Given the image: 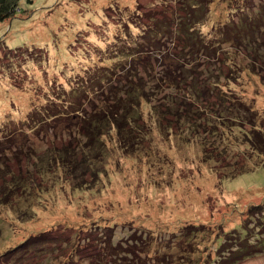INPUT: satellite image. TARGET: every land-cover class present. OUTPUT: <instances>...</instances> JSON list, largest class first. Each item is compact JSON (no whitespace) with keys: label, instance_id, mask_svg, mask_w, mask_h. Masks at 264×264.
<instances>
[{"label":"rangeland","instance_id":"1","mask_svg":"<svg viewBox=\"0 0 264 264\" xmlns=\"http://www.w3.org/2000/svg\"><path fill=\"white\" fill-rule=\"evenodd\" d=\"M181 1L20 0L16 16L0 23L2 144L5 142L7 146L10 139H17L10 147L13 151L17 152L22 145H32L45 154L67 145L72 130L71 142L76 146V133L84 121L85 112L90 110L88 106L92 99L119 78L127 63L119 64L113 54L116 48L124 49L130 44V48L136 49L144 45L153 51L156 44L152 40L159 38V44L167 45L164 49L173 54L176 43H170L171 37L162 39L161 34L167 25L176 28L178 15H186ZM225 3L226 0H216L214 5L220 8L221 4L222 8ZM231 4L236 10L228 18L212 20L208 34L215 36L206 37V41H221L219 33L224 29L240 27L241 31H246L241 25L245 23L241 21L244 13L253 10L259 14L264 9V0H232ZM245 35L249 33H243ZM227 51L230 56L226 58L232 60L228 66L233 69L229 75L238 79L227 82L225 75L229 69L220 62L213 61V66H200L195 71L205 73L202 74L205 82L208 78L212 81L215 68L224 69L222 81L217 86L221 91L218 95L233 93L247 100L263 115L264 78L243 71L246 63L251 61L248 59L251 52ZM140 60L152 62L149 68L159 75L156 65L159 62L148 60V56ZM188 96L185 94L186 98ZM203 97L209 102L216 99L212 95ZM196 109L193 108L196 118L200 119L201 115L211 118L209 108L204 110L199 105ZM196 111L200 113L196 114ZM29 114L32 124L28 126L29 123L25 122ZM150 114L151 109L146 105L147 126L140 123L139 128L151 130V133L138 146L121 149L115 130L106 135L108 152L97 163L95 170L99 175L93 182L87 177L78 184L55 169L49 178L55 183L45 184L34 200L24 196L22 202H17L18 199L11 198L14 208L0 207V264L5 263L6 256L12 258L13 252L23 257L12 259L9 264H43L47 252L56 257L57 254L65 256L72 250L76 230L98 224L114 228L115 244L132 239L140 232L149 235L152 239L149 241L154 245L148 248L150 255L154 254V248H158L155 245L160 239L165 242L163 248L162 244L158 245V250L164 255L177 256L171 247L179 253V249H183L180 253L183 261L173 264L225 263L223 248L216 252L223 244L222 237L215 235L224 234L220 224L227 219L234 221V228L241 238L247 233L242 225L237 224L239 220L247 221L252 230L259 228L258 233L264 236L263 216H257L259 213L251 210L254 206L264 205V156L248 150L244 133L235 130L229 133V136L233 135L232 139L227 136L226 141L210 136V141L215 142L221 151L217 150L219 160L208 163L199 136L188 131L180 137L166 136L151 123ZM208 122L211 127V120H203L201 124L208 126ZM3 129H6L5 134H2ZM27 166L25 159L19 165L4 162L0 164V171L10 168L25 174ZM240 171L248 173L236 177ZM39 183L40 179L35 178V184ZM176 230L177 235L174 234ZM183 233L189 234L188 238L185 239ZM98 236V232L90 234L92 238L89 250L83 255L85 259H70L71 262L64 263L82 264L86 261L92 264L90 255L98 251ZM164 236L168 239H163ZM34 237L45 243L25 252ZM228 240L225 249L242 245V239L236 243L231 238ZM243 264H264V255L247 259Z\"/></svg>","mask_w":264,"mask_h":264},{"label":"trees","instance_id":"2","mask_svg":"<svg viewBox=\"0 0 264 264\" xmlns=\"http://www.w3.org/2000/svg\"><path fill=\"white\" fill-rule=\"evenodd\" d=\"M215 1H181L182 9L186 15H178L176 28L167 25L165 31L161 34L162 39L171 37L170 43H176V50L173 54L168 53V49H164V46L167 45L159 44V38L152 40L156 44L153 51H151L153 48H144V45L133 49L130 48V44H127V47L122 48L123 51L116 48L113 54L117 57L119 64L124 61L128 63L131 59L132 61L128 65L125 64L120 73L121 76L119 75V78L116 79L117 82H115L116 80L112 81L101 90L98 97L92 99L90 106H88L90 110L85 112L84 121L76 133L77 140L75 141H78L76 146L71 142L74 137L72 130L69 133L70 140L67 145L57 148V151H46L45 154H42L43 152L32 145H22L17 152L13 151L10 147L17 139H10L11 143L9 142L10 144L7 146L5 142L2 144V141H0V164L15 162L19 165L24 159L28 161L25 174H22V171L19 173L11 171L10 168L7 171H0L2 182L0 186V207L12 206L14 208L11 198L18 199L17 202H22L24 196H27L30 201L34 200L35 197L41 194L40 191L45 184L52 183L53 185L55 183L54 180H49V178H52L51 175L55 169L62 172L70 180L77 181L78 184H81L80 181H86L87 177H90L91 182H93L95 176L99 175L95 170L97 163L102 161L108 152L105 143L106 135L115 130L119 138L120 148L124 150L129 149L131 145L134 147L142 144L143 140L150 135L151 130L145 131L143 128H139L140 123L147 126L144 115L146 105L151 109L149 115L151 123L156 125L157 129L163 132L164 135L180 137L182 133L188 131L190 134L199 136L203 156L208 163L219 160L217 150L221 151L215 146V142L210 141V136H214L215 139H222V141L228 136V139L231 140L233 135L229 136V133L235 130H239L240 133H244L246 136L245 143L248 150L264 156V114H260L247 100L233 93L222 92L221 95H218L221 91H218L217 86L222 81L221 77L224 75V69L215 68L212 73L214 80L209 81L210 78H208L205 82L202 77V74L205 75V73L195 71L200 66H213V61L220 62L223 67L227 66L229 69V73L225 75L227 82H231L229 80L235 78L238 79V77H230L229 74L233 72V69L228 66V63L231 64L232 60L229 61L230 59L226 58L230 56L227 50L235 49L241 53L246 52V54H249V51L251 52V55H248V59H251V61L249 64L246 63L243 71H247L250 75L253 74L260 79L264 78V9L259 14L253 10H250V13H244L241 21H245V23H241V25L245 26L246 31H241L240 27L224 29L219 33L221 41H206V37L215 36L211 33L208 34L212 20L215 21V19L218 20L221 17L228 18L229 15L233 14V10H236V7L231 4L232 0H226L222 8L221 4L220 8L215 6ZM19 6L20 0H0V23L13 19ZM255 15L259 17L254 18ZM256 24L257 26H254ZM243 33H249V35L243 36ZM144 51L146 53L142 57H138V54ZM147 56L148 60L153 59L159 62V64H156L159 68L158 76L154 70L152 71L149 68L153 64L152 62H141L140 59H145ZM191 66H194V68H191ZM207 70L208 72L211 71L209 68ZM204 72L207 71L204 70ZM181 93L182 95H180ZM187 93L189 96L186 98L185 94ZM207 95L216 96L215 102L207 101L203 97ZM201 101H204V103ZM199 105L204 110L210 109L212 114L210 119L204 118L203 115L200 119L195 117L193 108L197 107L196 110H198ZM211 107H214V109H211ZM215 109L217 112L214 111ZM196 112V114L200 113L199 111ZM28 117L30 119V114ZM29 119L25 122L29 123L28 126L32 124L29 122L31 119ZM203 120H211L212 126L210 127V122H208V126L201 124ZM199 128L203 131L201 132ZM5 132L6 129H3L2 134H5ZM23 147L25 149H22ZM223 148L225 147L223 146ZM20 169L24 170L23 168ZM247 173V171L246 173L240 171L236 177ZM35 178L40 179L39 184H35ZM220 178L223 180V177ZM85 184L87 183L85 182ZM251 210L259 213L257 216L261 214L264 219V205L257 208L254 206ZM223 222L220 226L223 228L224 234L215 235L222 237L223 240L222 246L216 252L223 248L222 252L226 262L223 263L224 261H222L220 264H243L247 259L264 255V236L258 233L260 232L259 228L252 230V226L249 223L247 224V221H236L238 225L245 228L247 233L244 238H241L240 233L234 228L236 224L233 223V220L229 221L227 219ZM228 222L230 223L226 225ZM205 224H209V222L205 221ZM258 226L260 227V225ZM93 231L99 234L96 238L99 245L98 251H93L90 255L92 264H173L175 261H183V256H180L183 249H179V253L171 247L177 256L162 254L158 248L159 244L165 241L161 239L155 245L158 248H154V254L150 255L151 250L149 251L148 248H151L153 241H149L152 240L151 237H148L149 235H145V233L142 234V232L132 239L115 244L114 228L103 227L98 224L93 228L82 226V228L76 230L70 253H66L65 256L57 254L56 257L54 254L50 255L47 252L43 264H66L64 262L70 261V259L73 261L78 258L85 259L86 256L83 255L89 250V241L92 238L90 234ZM176 232L178 233V231L174 232L175 235H177ZM183 236L186 239L189 234L184 235L183 233ZM228 238L233 239L235 243L238 239H242V245L225 249L226 242H230ZM33 239L34 241L28 243L25 252L28 253L36 245L45 243L43 240H35V237ZM163 239L168 238L164 236ZM161 248H163V244ZM13 253L12 258L7 259L6 256L5 263L1 264H9L12 259L23 257L22 255H16L17 252ZM219 258L220 260L224 259L223 257ZM85 262L83 261L82 264H87Z\"/></svg>","mask_w":264,"mask_h":264}]
</instances>
